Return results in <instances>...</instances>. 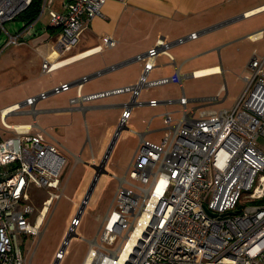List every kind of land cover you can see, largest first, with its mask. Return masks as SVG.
I'll list each match as a JSON object with an SVG mask.
<instances>
[{
    "label": "built area",
    "instance_id": "obj_1",
    "mask_svg": "<svg viewBox=\"0 0 264 264\" xmlns=\"http://www.w3.org/2000/svg\"><path fill=\"white\" fill-rule=\"evenodd\" d=\"M31 1L0 0V49L21 44L46 29L41 15L49 0H41L40 11L33 19L20 20V25L11 30L5 25L17 19ZM105 1L64 0L62 11L49 9V26L57 28L52 46L56 59L43 57L42 73L73 60L66 53L91 20L102 15ZM197 35L192 32L175 42ZM102 41L107 46L115 43L109 36ZM170 45L158 39L135 58L146 59L148 66L159 52L171 57ZM248 67L245 87L231 108L201 112L197 117L198 106L189 108L190 102L217 98H188L178 71L149 78L145 69L135 83L88 93L80 90L88 76L79 79L76 95L68 100L70 105L83 107L87 101L130 93L124 117L130 105L139 102L141 89L171 82L180 87L179 117L174 120L170 112L164 113L165 132L159 143L140 139L101 221L99 239L90 241L82 264H264V203L257 202L264 196V150L256 146V139L264 137V55L253 54ZM71 85L62 82L0 111L3 128L11 130L0 136V264H26L21 238L27 232L39 233L46 213L64 188L60 174L66 162L58 143L49 141L41 130H31L35 122L12 125L6 117L23 112V106L34 116L39 100L67 91ZM158 102L148 100L153 106ZM92 162L95 177L70 222L57 259L74 234L102 170L103 162ZM31 186L44 188L47 193L37 213ZM247 200L249 204L244 203Z\"/></svg>",
    "mask_w": 264,
    "mask_h": 264
},
{
    "label": "crops",
    "instance_id": "obj_2",
    "mask_svg": "<svg viewBox=\"0 0 264 264\" xmlns=\"http://www.w3.org/2000/svg\"><path fill=\"white\" fill-rule=\"evenodd\" d=\"M63 3L64 0H49L48 7L62 11ZM42 21L46 29L38 37L32 36L21 44L11 45L19 48V56L26 62V66L31 62V55H34L38 73H42L43 57L56 59L52 46L57 28L49 26V15L48 20ZM192 32L198 35L181 43L175 42L177 38ZM104 36L111 37L115 43L111 46L103 45ZM158 39L171 43L168 48L171 57L159 52L148 66L146 59L135 58L145 53ZM253 54L264 55V0H106L102 6V15L91 20L80 33L76 45L66 53L67 57L73 56V60L53 70H62V73L53 80L50 87L62 82H70L72 85L67 91L39 100L35 105H39L36 114L40 112L53 116L51 125L58 134L53 140L63 152L69 147L77 150L80 148V154L74 156L76 161L81 160L85 147V143L82 144L85 121L87 126L90 125L94 142V147L90 145L89 161L103 162L110 152V144L104 147L112 134L123 128L127 130L124 137L131 135L133 139L125 150L132 159L141 138L150 142L162 138L165 132V112H170L174 120L179 117V85L175 82L167 83L172 89L178 88L177 98L165 97L166 90L162 85L141 89L137 95L139 102H133L124 117V104L129 102L130 93L87 101L83 107L70 105L68 100L76 95L77 84L82 76H88L80 87L83 93L135 83L145 69L149 78L168 76L178 71L182 85L188 78L227 77L231 83L238 85L228 109L243 90L244 76L250 72L248 62ZM24 74L27 73L23 71V77L27 76ZM46 74L49 73H42ZM225 90L227 96L228 88ZM149 99H157L159 102L153 106L148 104ZM167 99H172V102H166ZM174 103L178 104L179 109L171 105ZM11 104L0 108V111ZM27 109L9 115L29 113ZM81 114L83 121L80 119ZM26 123L31 122L11 124ZM31 130H41L48 134L37 122ZM9 133L0 131V136Z\"/></svg>",
    "mask_w": 264,
    "mask_h": 264
},
{
    "label": "rangeland",
    "instance_id": "obj_3",
    "mask_svg": "<svg viewBox=\"0 0 264 264\" xmlns=\"http://www.w3.org/2000/svg\"><path fill=\"white\" fill-rule=\"evenodd\" d=\"M48 10L49 7H46L42 12L41 17L44 21L48 20ZM20 22V19L17 18L10 23L7 22L5 25L11 30L13 27H18ZM41 33L33 37H38ZM19 51V48L11 45L0 49V108L13 102H22L28 96H34L41 91L49 90L53 80L62 73V70H55L46 75L38 73L34 55H31V62L26 66V62L19 56ZM23 71L27 73L24 74L27 76L23 77ZM183 85L188 98H217V100L190 102L188 104L189 108L199 106L195 112V117L201 112L219 111L230 106L233 102L232 95L238 86L236 83H231L227 77L222 76L188 78L184 80ZM221 86L224 87L220 90ZM162 87L166 90L164 92L165 97H178L179 90L177 87L172 89L170 84L162 85ZM226 87L228 88L227 96ZM244 87L245 84L242 88L244 89ZM198 90L199 92H197ZM171 105L179 109L178 104L174 103ZM35 108L38 111L39 105L35 106ZM21 109L25 110L27 107L23 106ZM35 116L36 121L34 120ZM35 116L32 113L9 115L6 117V122L10 124L37 122L48 133V140L56 142L53 138H57L58 134L51 125L53 116L40 112ZM83 118L81 114L80 119L82 121L84 120ZM89 126H87L86 121L83 123L84 137L82 144L85 143V147L80 157L81 160L76 161L74 159V156L80 154V148L77 150L66 147L67 149L64 150L66 162L60 174L61 185H64V188L60 197L53 201L52 206L46 213L44 221L38 229L39 233L27 232L21 238V248L26 264H82L90 246V241L95 238L99 239V226L119 185V179L125 175L131 159V157L127 156L125 150L133 139L129 134L128 137H124V134L127 133L125 128L120 132L114 131L115 133L112 134L109 142L104 147L107 148L110 144V152L103 161L102 170L98 174L92 192L81 210L74 234L66 241L63 255L59 259L56 258L58 250L65 241L70 222L74 218L96 174V168L93 166L92 160L89 161L90 145L94 147L92 130ZM36 128L38 127L36 126ZM0 131L11 132V130L3 128L1 120ZM160 140L154 143H159ZM256 146L264 150V137L260 136L256 139ZM99 163V160L95 161L96 165ZM30 192L31 200L36 207L37 213L41 209L42 201L47 195L46 189L31 186ZM249 202L248 200L244 201L245 204H249ZM31 224H33V218L31 219Z\"/></svg>",
    "mask_w": 264,
    "mask_h": 264
},
{
    "label": "trees",
    "instance_id": "obj_4",
    "mask_svg": "<svg viewBox=\"0 0 264 264\" xmlns=\"http://www.w3.org/2000/svg\"><path fill=\"white\" fill-rule=\"evenodd\" d=\"M40 8L41 0H32L26 9L19 13L17 18L20 20L33 19L40 11ZM257 202L264 203V196H262L261 199L257 200Z\"/></svg>",
    "mask_w": 264,
    "mask_h": 264
},
{
    "label": "bare ground",
    "instance_id": "obj_5",
    "mask_svg": "<svg viewBox=\"0 0 264 264\" xmlns=\"http://www.w3.org/2000/svg\"><path fill=\"white\" fill-rule=\"evenodd\" d=\"M41 219H42V217H41V215L38 217V220H37V224H39L40 222H41ZM89 259V256H88V258L86 259V261Z\"/></svg>",
    "mask_w": 264,
    "mask_h": 264
}]
</instances>
